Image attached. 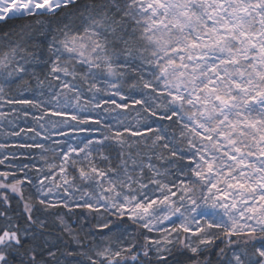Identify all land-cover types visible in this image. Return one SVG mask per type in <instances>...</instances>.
<instances>
[{"label": "snow or ice", "instance_id": "1", "mask_svg": "<svg viewBox=\"0 0 264 264\" xmlns=\"http://www.w3.org/2000/svg\"><path fill=\"white\" fill-rule=\"evenodd\" d=\"M0 264H264V0H0Z\"/></svg>", "mask_w": 264, "mask_h": 264}]
</instances>
